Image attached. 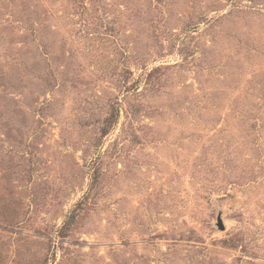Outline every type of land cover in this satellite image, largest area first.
<instances>
[{
  "label": "rangeland",
  "instance_id": "1",
  "mask_svg": "<svg viewBox=\"0 0 264 264\" xmlns=\"http://www.w3.org/2000/svg\"><path fill=\"white\" fill-rule=\"evenodd\" d=\"M0 264H264V0H0Z\"/></svg>",
  "mask_w": 264,
  "mask_h": 264
},
{
  "label": "water",
  "instance_id": "2",
  "mask_svg": "<svg viewBox=\"0 0 264 264\" xmlns=\"http://www.w3.org/2000/svg\"><path fill=\"white\" fill-rule=\"evenodd\" d=\"M218 226L222 228V223L220 217H218Z\"/></svg>",
  "mask_w": 264,
  "mask_h": 264
}]
</instances>
